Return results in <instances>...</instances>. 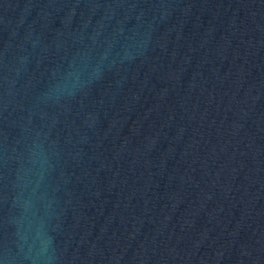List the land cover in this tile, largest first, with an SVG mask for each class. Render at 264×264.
<instances>
[{"label": "water", "instance_id": "1", "mask_svg": "<svg viewBox=\"0 0 264 264\" xmlns=\"http://www.w3.org/2000/svg\"><path fill=\"white\" fill-rule=\"evenodd\" d=\"M0 264H264V0H0Z\"/></svg>", "mask_w": 264, "mask_h": 264}]
</instances>
